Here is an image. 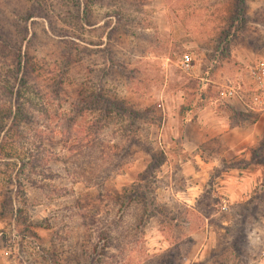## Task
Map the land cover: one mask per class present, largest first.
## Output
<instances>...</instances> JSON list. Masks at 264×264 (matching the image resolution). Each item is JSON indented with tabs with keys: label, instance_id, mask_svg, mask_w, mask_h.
<instances>
[{
	"label": "rangeland",
	"instance_id": "obj_1",
	"mask_svg": "<svg viewBox=\"0 0 264 264\" xmlns=\"http://www.w3.org/2000/svg\"><path fill=\"white\" fill-rule=\"evenodd\" d=\"M0 36L25 40L30 118L0 264H264V113L223 96L264 58V0H0Z\"/></svg>",
	"mask_w": 264,
	"mask_h": 264
},
{
	"label": "trees",
	"instance_id": "obj_2",
	"mask_svg": "<svg viewBox=\"0 0 264 264\" xmlns=\"http://www.w3.org/2000/svg\"><path fill=\"white\" fill-rule=\"evenodd\" d=\"M25 40L8 39L5 36H0V58L6 60L8 65L9 80L2 89L4 95L8 98L0 108V159L16 160L22 162V156L19 153V145L21 139L25 135V123L30 121L26 113V96L29 75H28V54L22 51V46ZM10 81V82H9ZM140 119V118H138ZM163 155L152 156L151 163L147 167L148 170H154L161 163ZM29 160H33L30 159ZM145 181L148 176L143 177ZM9 181H13L12 177H8ZM125 191L128 203H137L144 209V214L151 211L152 215H162V211L156 205L155 198L148 197L146 194L151 192L147 183L139 182L137 185L130 187ZM188 210H186L187 212ZM157 213V214H156ZM173 225H178L179 219L173 217L170 219ZM79 262H77L78 264Z\"/></svg>",
	"mask_w": 264,
	"mask_h": 264
},
{
	"label": "built area",
	"instance_id": "obj_3",
	"mask_svg": "<svg viewBox=\"0 0 264 264\" xmlns=\"http://www.w3.org/2000/svg\"><path fill=\"white\" fill-rule=\"evenodd\" d=\"M192 66V57L190 55L184 56L180 63V68L188 71ZM250 76V86L246 88L229 86L223 96L228 100L239 101L249 111L264 113V58H260L255 62ZM223 210H227L226 203L223 204Z\"/></svg>",
	"mask_w": 264,
	"mask_h": 264
},
{
	"label": "crops",
	"instance_id": "obj_4",
	"mask_svg": "<svg viewBox=\"0 0 264 264\" xmlns=\"http://www.w3.org/2000/svg\"><path fill=\"white\" fill-rule=\"evenodd\" d=\"M196 162H194V164H206V162H204L199 156L195 158Z\"/></svg>",
	"mask_w": 264,
	"mask_h": 264
}]
</instances>
